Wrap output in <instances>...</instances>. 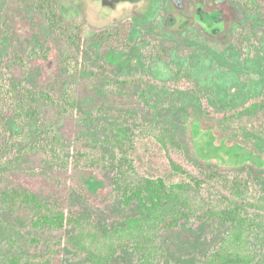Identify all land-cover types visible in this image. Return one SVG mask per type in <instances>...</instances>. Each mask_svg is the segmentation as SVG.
I'll list each match as a JSON object with an SVG mask.
<instances>
[{"label":"rangeland","instance_id":"374dc122","mask_svg":"<svg viewBox=\"0 0 264 264\" xmlns=\"http://www.w3.org/2000/svg\"><path fill=\"white\" fill-rule=\"evenodd\" d=\"M134 4L106 9L97 0H0V80L9 65L14 78L28 87L46 89L56 97L71 94L68 101L74 110L68 113L39 102L42 127L52 129L64 145L70 146L82 134L100 142L117 115L137 114L161 124L197 164L227 171L247 166L254 174H264V0H139ZM214 12L213 21L207 16L209 22L197 18ZM125 24L130 25L128 47H122L119 39L99 37ZM147 34L157 36L165 49L153 60L145 56L141 42ZM96 61L117 76L145 71L154 82L169 79L172 69H180L203 89L210 106L223 114L207 115L190 93L168 92L154 84L148 86L144 100L137 82L110 92L102 77L87 70L98 69ZM256 100L260 102L256 110L223 116ZM148 102L156 106L151 109ZM27 129L28 145L13 143L0 132V193L7 187L30 190L55 199L66 210L93 215L102 228L112 225L110 216L136 214L133 205L124 208L111 195L109 172L50 169L35 145L34 126ZM131 156L143 176L161 177L168 184L186 180L171 169L152 137L136 138ZM202 193L215 199L206 186ZM31 216L29 206L10 212L0 204V260L46 251L43 244H28V235L52 240L63 234L29 230ZM224 230L220 225L214 233L207 222L191 220L164 231L161 240L167 261L198 264ZM50 264H84V258L60 246ZM110 264L135 261L122 250ZM255 264H264V256Z\"/></svg>","mask_w":264,"mask_h":264},{"label":"trees","instance_id":"16d2710c","mask_svg":"<svg viewBox=\"0 0 264 264\" xmlns=\"http://www.w3.org/2000/svg\"><path fill=\"white\" fill-rule=\"evenodd\" d=\"M50 26L55 27L52 21ZM129 31L130 25L125 24L99 37L119 39L122 47H128ZM66 39L74 43L70 36ZM141 42L149 60L165 52L159 38L153 34L145 35ZM95 64L98 69L87 67V70L102 77L110 92L137 82L139 95L144 100L148 86L154 84L168 92L190 93L207 115L223 114L210 106L203 89L180 69H172L169 79L154 82L145 71L140 75L117 76L108 72L100 61ZM70 97L69 93L56 97L46 89L28 87L14 78L8 65L0 80V132L13 143L28 145L27 127L32 124L35 145L44 153L50 169L109 172L113 180L111 195L124 208L133 205L136 214L123 218L110 216L112 225L102 228L93 215L66 210L55 199L40 197L27 189L7 187L0 193V204L10 212L29 206L32 212L27 225L29 230L63 234L52 240L28 235V244H43L46 251L4 256L0 264H50L60 246L73 256H83L84 264H110L122 250L131 253L135 264H158L165 260L172 264L167 261L162 233L191 220L207 222L214 233L220 230V225L225 227L219 242L199 258L198 264H255L264 256V174H254L247 166L227 171L197 164L187 158L181 144L161 124L149 122L137 114L117 115L115 121L106 126L100 142H93L82 134L70 146L64 145L52 129L42 127L39 102H47L58 112L68 113L74 110V105L68 101ZM147 104L151 109L156 106L154 102ZM259 104L256 100L223 116L234 117L244 111H253ZM146 136L162 147L171 169L186 180L168 184L161 177L150 178L137 172L131 155L135 151L136 138ZM203 186L213 193V201L203 195ZM4 226L15 229L11 225Z\"/></svg>","mask_w":264,"mask_h":264},{"label":"flooded vegetation","instance_id":"af4514ba","mask_svg":"<svg viewBox=\"0 0 264 264\" xmlns=\"http://www.w3.org/2000/svg\"><path fill=\"white\" fill-rule=\"evenodd\" d=\"M139 0H97V2L100 3V7L104 8L106 7V9L108 8H117L119 6V4L121 5L122 3H126L129 5H135L134 3H136ZM108 11V10H107ZM100 16H103L102 13H98Z\"/></svg>","mask_w":264,"mask_h":264},{"label":"water","instance_id":"95a60500","mask_svg":"<svg viewBox=\"0 0 264 264\" xmlns=\"http://www.w3.org/2000/svg\"><path fill=\"white\" fill-rule=\"evenodd\" d=\"M198 14H199V13H198ZM216 14H217V12H214V13L206 14V15H203V16L201 15L202 17H201V16L199 17V15H200V14H199V15L197 16V18L200 19V20H202V21H208L209 18L207 19V18H206V16H207V17H210V21H213L214 18L216 17ZM208 22H209V21H208Z\"/></svg>","mask_w":264,"mask_h":264}]
</instances>
